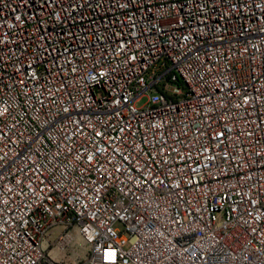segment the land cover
I'll return each instance as SVG.
<instances>
[{
  "label": "built area",
  "instance_id": "built-area-1",
  "mask_svg": "<svg viewBox=\"0 0 264 264\" xmlns=\"http://www.w3.org/2000/svg\"><path fill=\"white\" fill-rule=\"evenodd\" d=\"M0 264H264V0H0Z\"/></svg>",
  "mask_w": 264,
  "mask_h": 264
}]
</instances>
